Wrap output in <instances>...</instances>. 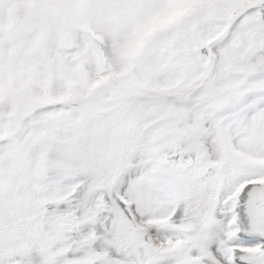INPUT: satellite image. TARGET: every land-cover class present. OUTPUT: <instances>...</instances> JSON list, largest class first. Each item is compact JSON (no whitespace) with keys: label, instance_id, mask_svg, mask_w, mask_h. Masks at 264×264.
<instances>
[{"label":"snow or ice","instance_id":"6c2138e0","mask_svg":"<svg viewBox=\"0 0 264 264\" xmlns=\"http://www.w3.org/2000/svg\"><path fill=\"white\" fill-rule=\"evenodd\" d=\"M129 72L145 102L0 158V264H264V0H193Z\"/></svg>","mask_w":264,"mask_h":264},{"label":"rangeland","instance_id":"374dc122","mask_svg":"<svg viewBox=\"0 0 264 264\" xmlns=\"http://www.w3.org/2000/svg\"><path fill=\"white\" fill-rule=\"evenodd\" d=\"M141 2L0 0V144L12 145L0 158L64 135L82 112L109 117L147 100L131 62L193 0H149L143 16Z\"/></svg>","mask_w":264,"mask_h":264},{"label":"bare ground","instance_id":"6f19581e","mask_svg":"<svg viewBox=\"0 0 264 264\" xmlns=\"http://www.w3.org/2000/svg\"><path fill=\"white\" fill-rule=\"evenodd\" d=\"M143 3H144V5L143 6H141L140 7V9H139V11H138V13L139 14H141L142 13V16L146 13V12H148V11H150V10H152V11H154V8L153 7H151V6H149L147 3L149 2V0H141ZM141 2V3H142ZM151 3V2H150ZM155 3V2H154ZM103 7V6H102ZM156 11V10H155ZM149 13V12H148ZM149 15H150V13H149ZM119 23L117 24V25H119V26H121V21H118Z\"/></svg>","mask_w":264,"mask_h":264}]
</instances>
